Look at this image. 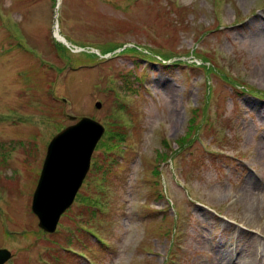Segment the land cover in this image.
I'll return each instance as SVG.
<instances>
[{
    "label": "rangeland",
    "instance_id": "1",
    "mask_svg": "<svg viewBox=\"0 0 264 264\" xmlns=\"http://www.w3.org/2000/svg\"><path fill=\"white\" fill-rule=\"evenodd\" d=\"M56 4L0 0L7 264H228L220 247L246 238L264 261V52L249 46L264 0H61L69 47ZM83 118L105 132L49 234L33 195L50 143Z\"/></svg>",
    "mask_w": 264,
    "mask_h": 264
},
{
    "label": "water",
    "instance_id": "2",
    "mask_svg": "<svg viewBox=\"0 0 264 264\" xmlns=\"http://www.w3.org/2000/svg\"><path fill=\"white\" fill-rule=\"evenodd\" d=\"M57 10L58 5L55 17ZM100 106L98 103L97 107ZM104 132V127L98 122L83 118L50 143L32 202V211L43 231L55 233L61 216L73 205ZM11 259V252L0 249V264Z\"/></svg>",
    "mask_w": 264,
    "mask_h": 264
},
{
    "label": "bare ground",
    "instance_id": "3",
    "mask_svg": "<svg viewBox=\"0 0 264 264\" xmlns=\"http://www.w3.org/2000/svg\"><path fill=\"white\" fill-rule=\"evenodd\" d=\"M61 6V0H59V7ZM55 35L61 39L60 29L58 23L55 25ZM227 28V27H225ZM261 31H264V27L260 28ZM227 33H230L229 31ZM254 41L249 43L252 51L253 49L262 50L264 52V34L259 35L258 38H254ZM251 203L246 209V216L252 223L256 222V218L258 215V211L263 207L257 201L251 199L249 200ZM261 253L259 250H256V255ZM220 257L223 260H227L228 264H264V261H261L259 258H255L253 263V254H254V243L253 238H246L240 245H228L224 243L219 250ZM259 259V260H256Z\"/></svg>",
    "mask_w": 264,
    "mask_h": 264
}]
</instances>
